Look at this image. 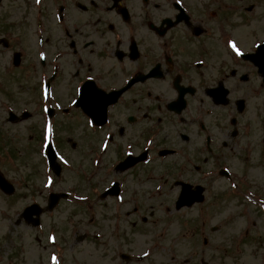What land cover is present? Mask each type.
Listing matches in <instances>:
<instances>
[{"label": "flooded vegetation", "instance_id": "flooded-vegetation-1", "mask_svg": "<svg viewBox=\"0 0 264 264\" xmlns=\"http://www.w3.org/2000/svg\"><path fill=\"white\" fill-rule=\"evenodd\" d=\"M5 1L0 44L8 48ZM17 9L22 24L35 25L38 49L26 58L13 48L9 71L20 72L26 103L49 107L48 118L78 132L81 163L94 168L83 169L99 179L93 194L124 196L115 206L132 222L164 188L202 185L206 194L204 183L232 179L235 164L262 194L251 170L264 172V0H23ZM4 83L1 100L12 107L8 96L21 88Z\"/></svg>", "mask_w": 264, "mask_h": 264}, {"label": "rangeland", "instance_id": "rangeland-1", "mask_svg": "<svg viewBox=\"0 0 264 264\" xmlns=\"http://www.w3.org/2000/svg\"><path fill=\"white\" fill-rule=\"evenodd\" d=\"M22 1L6 0L1 8L2 15L4 12L12 15L9 22L14 33L4 35L10 40L8 48L0 44L3 77L0 90L7 78L10 87L13 85L15 91L20 87L21 91L20 94L12 91V98L8 96L14 104L12 107L4 105L1 99L7 98L0 91V170L17 184L14 195L0 190V264H264L262 166L251 170L252 183L263 188L262 194H254L247 181L238 177L241 167L235 164L232 169L229 167L234 175L232 179L218 177L204 183L207 185L204 202L177 210L174 203L179 189L164 188L152 201L153 206L141 208L132 218V224L119 219L120 212H113L119 210L115 204L123 203L124 196L117 201L106 199L101 204L93 195L89 199L95 203L85 204L84 197L94 193L90 189L99 179H88L83 169L94 170L93 166L90 170L88 164L81 163L78 132L65 128L66 124L70 125L68 119L48 118L40 103L35 108L26 103L28 95L22 93L20 72L9 71L13 48L24 49L26 58H31L38 49L35 25H26L29 17L24 24L19 21L25 17L17 9ZM39 72L35 67V78L30 80L31 94L35 85L39 87ZM29 108H33L32 117L21 121V113ZM12 110L20 119L9 122L8 112ZM36 110L42 111L45 118L37 115ZM50 139L62 164L59 177L47 170L43 147ZM48 172L53 176L46 178ZM114 180L110 177L105 184L110 185ZM154 185L147 188L155 190ZM50 191H67L70 198L42 214L40 227L16 221L29 203L46 206ZM143 215L148 217V223L141 221ZM99 230H103L105 238ZM120 230L124 231L117 236ZM82 234H86L85 239L78 241V235ZM121 252L137 258L127 261L119 256Z\"/></svg>", "mask_w": 264, "mask_h": 264}, {"label": "water", "instance_id": "water-1", "mask_svg": "<svg viewBox=\"0 0 264 264\" xmlns=\"http://www.w3.org/2000/svg\"><path fill=\"white\" fill-rule=\"evenodd\" d=\"M48 159L50 160V164L53 167V169L56 171L57 174H60V166L57 164L56 161V154L55 151L53 149V147H51V145L48 148ZM0 187L6 191L7 193H13L14 188L11 185V183H9L6 178L0 173ZM61 196H66L65 194H51L50 195V199H49V206L48 209L53 208L57 202L59 201V199L61 198ZM178 201L176 203V207L180 208L184 205H192L196 200L198 201H202L204 198L198 194L197 192H191L189 189L184 188L182 193L180 194V196L178 197ZM42 212V209L39 207V205L37 204H33L28 206V208H26L23 212H22V216H24L26 218V221L31 222L34 225H38L40 223L39 220V216L40 213ZM37 215L36 218H34L33 216ZM125 258H129V257H125Z\"/></svg>", "mask_w": 264, "mask_h": 264}, {"label": "snow or ice", "instance_id": "snow-or-ice-1", "mask_svg": "<svg viewBox=\"0 0 264 264\" xmlns=\"http://www.w3.org/2000/svg\"><path fill=\"white\" fill-rule=\"evenodd\" d=\"M232 47H234L235 48V45H232ZM240 53H239V51H237V55H239Z\"/></svg>", "mask_w": 264, "mask_h": 264}]
</instances>
